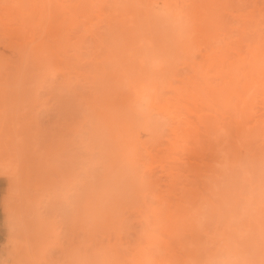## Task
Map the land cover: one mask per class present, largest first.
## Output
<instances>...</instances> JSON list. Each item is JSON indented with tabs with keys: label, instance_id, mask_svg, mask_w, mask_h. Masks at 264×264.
<instances>
[{
	"label": "bare ground",
	"instance_id": "1",
	"mask_svg": "<svg viewBox=\"0 0 264 264\" xmlns=\"http://www.w3.org/2000/svg\"><path fill=\"white\" fill-rule=\"evenodd\" d=\"M202 1L0 0V178L42 192L12 264H264V0Z\"/></svg>",
	"mask_w": 264,
	"mask_h": 264
},
{
	"label": "rangeland",
	"instance_id": "2",
	"mask_svg": "<svg viewBox=\"0 0 264 264\" xmlns=\"http://www.w3.org/2000/svg\"><path fill=\"white\" fill-rule=\"evenodd\" d=\"M186 1H187V5L185 4L186 3ZM184 0V6H185V8L184 9H188V6H189V8H191V9H188V10H185L184 12L186 13V11H192L191 13V16L189 15V17L188 18H194V19H196L195 17H198V16H201V14H204V12L202 11L203 9V1L202 0ZM193 1V2H192ZM196 1V2H195ZM210 1V0H209ZM199 4H198V3ZM191 3V4H190ZM197 5H198V7H200V9L197 7ZM193 10L194 11H196V12H193ZM198 10V11H197ZM197 12H199V15H196V14H198ZM185 13L183 14V16L184 17H186L185 16ZM201 13V14H200ZM194 14V15H193ZM186 15H187V13H186ZM195 16V17H194ZM183 17V18H184ZM182 18V19H183ZM183 20H185V18L183 19ZM198 22L197 20L196 21H194V22H191V23H186V24H183V29H179L178 30V32H177V34L175 35V41H174V44H175V47H177L179 44H181V43H183V42H185L187 39L186 38H190V37H193V36H195L196 35V31H194V30H196L198 27H204V26H201L199 23H201V21L200 22H198L197 24L196 23ZM188 25H189V27H188ZM200 25V26H199ZM185 26L187 27L186 29H185ZM196 27V28H195ZM185 29V30H184ZM188 29V30H187ZM186 30H187V32L189 31V30H192V31H189L188 32V34L186 35L185 34V32H186ZM186 32V33H187ZM190 33H192V34H190ZM170 65L169 64H166V66H165V68L166 69H170V67H169ZM185 70H180V72H184ZM38 72V71H37ZM34 74H36V73H34ZM37 74H39V73H37ZM37 74H36V76H37ZM60 81V79L59 78H57V82H59ZM43 95V96H42ZM41 96H42V98H46L47 97V94H45V91H43V93H41ZM53 103H49V106L50 105H52ZM0 106H1V108H0V110L1 111H3L5 108H3L2 106V103L0 102ZM7 108H6V111H7V109H8V111H9V106H6ZM2 108H3V110H2ZM53 108H55V106H53ZM22 109V108H21ZM20 108H19V112L18 113H20L22 110H21ZM21 110V111H20ZM42 111V112H41ZM41 111H39V115H38V122H39V125H41L40 126V128L42 129V132L41 131H37L36 133H34V134H36V135H34V136H36L37 138H38V136H39V138L38 139H45V138H47L48 139V137H49V134H51V130L50 129H47V128H45L44 126H47V117H46V113H45V111L43 112V110H41ZM55 111V110H54ZM23 113V111L21 112V114ZM28 114L31 116V113L30 112H28ZM27 114V117L29 118L30 116ZM54 114V113H53ZM48 117H49V121H51L50 123H52L53 122V115L51 114V115H48ZM27 118V119H28ZM51 118V119H50ZM152 122H155L156 120H157V117L156 116H153L152 118ZM25 120H26V118H25ZM44 125V126H43ZM47 129L46 131H44L45 129ZM41 129H39V130H41ZM50 130V131H49ZM46 134H45V133ZM48 132H50V133H48ZM40 133H42V134H40ZM6 133H3V135H5ZM13 134H15V133H13ZM41 135V138H40V135ZM43 134H45V135H48V136H45L44 135V137H42L43 136ZM3 135L0 137V141H2L3 142V140H4V144L2 145H0L1 146V149H0V158H1V156H2V158L0 159V169H1V167H8V168H10L11 169V167H14L15 169L18 167H20L22 170H24V165L25 164H27V163H21V162H23L24 160L23 159H21V157L20 156H18V157H16L17 156V154L16 153H18V152H13L12 150L13 149H11V151L9 150L10 148H13V145L12 144H15L16 145V143H18V142H13L12 143V141H14V140H17L18 141V139H15V137L16 138H18L16 135H15V137H14V135L12 136L13 137V139H12V141L10 142V139L8 140V138L12 135V134H6L7 136L5 137H3ZM9 135V136H8ZM38 135V136H37ZM3 137V140L1 139ZM8 137V138H7ZM12 137H10V138H12ZM5 138L9 141L8 143L6 142L5 143V141H7V140H5ZM36 138V140H38ZM47 139H45L46 141H47ZM140 139H141V141H143V140H145L146 139V136L144 135V134H141V136H140ZM39 140V141H40ZM12 143V144H11ZM7 145L10 147H8L7 148ZM14 145V146H15ZM3 146V147H2ZM5 146V147H4ZM12 146V147H11ZM17 146V145H16ZM5 148L7 149V150H5ZM16 150H17V148L16 147H14ZM4 149V150H3ZM16 150H14V151H16ZM42 150V149H41ZM4 151H8V153H1V152H4ZM18 151V150H17ZM40 151V150H39ZM12 152V153H11ZM41 152V151H40ZM39 153V152H38ZM16 154V155H15ZM3 155H5V157H3ZM8 155V156H7ZM13 155H15V156H13ZM10 156V157H9ZM13 158H12V157ZM7 157H9V159H7ZM14 157H16V159L19 161L20 160V163L19 162H17V160L16 161H14V162H17V163H14L10 158H12V159H14ZM48 157V156H47ZM6 160V161H5ZM9 160H11V161H9ZM15 160V159H14ZM23 160V161H22ZM43 160H44V162H42L44 165H42L41 164V166H43V167H41V168H44V170L46 171V173H49V174H46V177L48 176V178L46 179V182L47 183H42V185H43V187H45V185L48 187V188H46L45 187V189L47 190H43L44 192H43V201H42V203H43V205L44 204H46L47 205V208L48 209H45L44 210V215H45V213L48 211L49 213H46V219H50L51 217V215L53 214V211L54 210H61V209H65V207H67L64 203L61 205V204H59V203H54V202H52L51 201V199L49 200V203H48V201H46L48 198H51L50 196H52V195H50L52 192H53V190L52 191H50L52 188H53V185H52V183H51V181H52V179H50L51 181H49L48 179H49V177L50 178H52L53 177V174H52V172H53V170L52 171H50L52 168H51V166L53 165H55V164H59L60 162L58 161V160H54V159H50V157H49V160L48 159H46V157H45V159L43 158ZM42 160V161H43ZM45 160H47V161H45ZM52 160V161H51ZM54 160V161H53ZM9 161V162H8ZM49 161V162H48ZM4 162V163H3ZM7 162V163H6ZM11 162V163H10ZM46 162V163H45ZM48 162V163H47ZM51 162V163H50ZM52 162H53V164H52ZM54 162H55V164H54ZM59 162V163H58ZM16 164V165H14L13 166V164ZM9 164V165H8ZM18 164L20 165V166H18ZM50 164V165H49ZM52 164V165H51ZM22 165V166H21ZM33 165V164H32ZM45 165H47L46 167H45ZM17 166V167H16ZM35 167V166H34ZM51 168V169H49V168ZM32 168H33V166L32 167H30L29 168V170L31 169V171H32ZM9 169V170H10ZM13 169V168H12ZM44 170H40V172L43 174V172H45ZM95 172H97V171H95ZM32 172H30V174H31ZM51 173V174H50ZM33 174V173H32ZM30 175V177H29V179L27 180V183H26V186L25 185H20L21 186V188L20 187H18V188H11V187H9V182L5 179V178H0V262L1 261H4V260H6V261H4L6 264H12V262H10V261H12V260H10V256H8V253H10V248H8V245H7V241H9V240H12V239H15V243H18V242H20L21 241V237L19 236V237H17V235H14V233H15V228H16V234H17V224L18 223H20L21 224V222H23V221H27V216H25V214L27 213L26 212V210L28 211V212H30V210L28 209V208H32V206H30V205H28L27 206V204L28 203H30L31 205H32V202L34 201V199H36V198H38V196H37V194L38 195H41V193L42 192H40V190H38V189H36L35 191H37V192H35L33 189H32V187H33V185H34V183H35V181L33 180V179H35L34 177H33V175ZM89 174L90 173H88V177H89ZM44 175V174H43ZM50 175V176H49ZM155 176V177H154ZM153 177H152V179H154V178H156L157 176H159V172H157V174L155 173V175H154ZM32 179V180H31ZM82 179H84V175L82 174V175H80V181H82ZM33 181V182H32ZM86 180H84L83 182H81L80 184H81V186H83L84 184H85V187L83 188V187H80V185H75L74 187H73V189H72V192H71V195H69V205L70 204H72V203H76V201H77V198H78V196H81L82 195V193H83V191L82 190H84L86 187H87V185H88V181H86L87 182V184H86V182H85ZM45 182V181H44ZM51 184V185H50ZM48 185H50V186H52V188L50 187V186H48ZM25 187H29V189H27L26 190V188ZM23 189V190H22ZM76 189V190H75ZM11 190V191H10ZM30 190V191H29ZM75 190V191H74ZM49 191V192H48ZM28 192H30V194L28 193ZM39 192H40V194H39ZM27 193V194H26ZM37 193V194H36ZM46 193L48 194L47 196H46ZM22 194H24V195H22ZM33 194H35V195H33ZM73 194V195H72ZM50 195V196H49ZM77 195V196H76ZM45 196H46V198H45ZM29 197H30V199H29ZM26 198V199H25ZM76 198V199H75ZM24 199V200H23ZM44 199H45V202H44ZM53 200V199H52ZM71 200V201H70ZM54 201V200H53ZM3 203H5V205H6V210H8L9 212H10V220H11V222L13 223V231L14 232H12V233H10V235H9V232H8V230H7V227H6V222H5V218H6V215H5V213H4V206H3ZM25 204V205H24ZM55 204V205H54ZM58 204V205H57ZM52 205H53V209H52ZM63 205H65V206H63ZM30 206V207H29ZM60 206V207H59ZM63 206V207H62ZM26 207V208H25ZM55 207V208H54ZM69 207V208H68ZM67 207V209L66 210H61V211H58V213L59 214H61V215H58V218L57 219H59V220H57L58 221V227H59V225L61 224V222H63L64 221V219H63V217H61L62 216V213H63V215H65V213L66 214H70V212L71 213H73L72 211H71V209L70 208H72V210H74L75 208L73 207V206H68ZM61 208V209H60ZM51 209V210H50ZM70 210V211H68V213H67V210ZM24 211L26 212V213H24ZM52 214H51V213ZM65 212V213H64ZM89 212V211H88ZM87 212V213H88ZM24 213V214H23ZM27 215V214H26ZM50 215V216H49ZM60 216V217H59ZM84 217V216H83ZM82 217V218H83ZM61 219V220H60ZM85 220H87V219H85ZM12 225V224H11ZM15 226V227H14ZM133 235L131 234V237H132ZM9 237V238H8ZM12 239H11V238ZM23 239V238H22ZM20 243H22V242H20ZM8 258H7V257ZM7 259H6V258ZM25 259H23V263L21 262V264H24V262L27 264V263H30L29 261H27L26 262V260L24 261ZM252 261L256 264L258 261H260V259L259 258H252Z\"/></svg>",
	"mask_w": 264,
	"mask_h": 264
}]
</instances>
